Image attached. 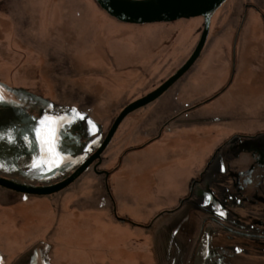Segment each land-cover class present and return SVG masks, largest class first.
Instances as JSON below:
<instances>
[{"label": "rangeland", "instance_id": "1", "mask_svg": "<svg viewBox=\"0 0 264 264\" xmlns=\"http://www.w3.org/2000/svg\"><path fill=\"white\" fill-rule=\"evenodd\" d=\"M202 22L125 23L95 0H0V176L27 186L66 177L88 148L82 126L49 170L37 119L74 107L101 112L105 131L184 62ZM230 66L225 92L128 152L107 184L87 170L46 195L0 186V264H264V0H224L190 68L127 115L103 155L204 100ZM89 135L95 143L99 129Z\"/></svg>", "mask_w": 264, "mask_h": 264}, {"label": "water", "instance_id": "2", "mask_svg": "<svg viewBox=\"0 0 264 264\" xmlns=\"http://www.w3.org/2000/svg\"><path fill=\"white\" fill-rule=\"evenodd\" d=\"M109 16L125 23L170 22L179 18L202 17L199 38L184 62L165 80L147 93L124 105L111 122L100 144L81 161L66 177L48 185L27 186L0 176V186L29 194L46 195L60 190L79 176L91 162L99 160L100 153L111 140L122 119L131 111L144 106L161 95L199 56L205 43L210 17L224 0H95Z\"/></svg>", "mask_w": 264, "mask_h": 264}, {"label": "flooded vegetation", "instance_id": "3", "mask_svg": "<svg viewBox=\"0 0 264 264\" xmlns=\"http://www.w3.org/2000/svg\"><path fill=\"white\" fill-rule=\"evenodd\" d=\"M173 73V72H172ZM171 73V74H172ZM234 69L232 68V66H230L228 71H225L223 74L224 80L222 82H220V86L219 88H215L212 90V92L209 94V96H207L206 98H204V100L202 101H198L196 104H193L191 106H188L185 109H181L176 111L175 113L171 114L167 119L165 120H156L155 123H153V125H151L150 123V128L148 129V131L151 133V131L153 132L155 130V133L152 135H148V134H143V135H139L137 136V139L135 140L136 142H132L129 144L128 147L124 148L117 156H114L113 159L111 161H108L104 158L103 152L105 151V149L107 148V146L105 147V149L100 153V158L99 160L95 159L93 162H91L89 164V166L84 170H90L97 178L99 177V179L101 178L102 181L107 184L106 182H108V180L112 177V175L114 173L117 172V169L119 168L121 161L123 159V157L130 151H134V150H139L143 147H145L148 143H151L152 140H155L158 138L159 134L165 129L167 128L169 125H175L177 122H179L182 118L183 115L186 111L193 109L194 107L210 100L213 99L217 96H219L221 93L225 92L227 88H229V86L232 84L233 81V77H234ZM169 74V75H171ZM169 75H167L166 77L160 79L158 81V83H156L152 88H150L149 90L143 92L142 94L134 97L133 99L129 100L128 102L136 99L137 97H140L141 95L147 93L148 91L152 90L153 88H155L157 85H159L163 80H165ZM180 78V77H179ZM178 78V79H179ZM177 79V80H178ZM177 80L174 82L176 83ZM173 83V84H174ZM172 84V85H173ZM171 85V86H172ZM171 86H169L165 91H167ZM164 91V92H165ZM181 92V91H180ZM178 92L180 95H182L183 92ZM160 96V95H159ZM178 97H176L177 99ZM155 100V99H154ZM128 102H126L124 105H126ZM153 102V101H151ZM150 103V102H149ZM147 103V104H149ZM147 104H145L144 106H146ZM123 105V106H124ZM122 106V107H123ZM121 107V108H122ZM120 111V110H119ZM118 111V112H119ZM117 112V113H118ZM133 111H131L130 113H128L127 115L131 114ZM117 113L115 115H113L110 119L109 124L107 125L106 130H103V115L101 112H99V120H94L93 116L87 113H83L82 115L85 117L84 120H78V122L80 123V125L82 126V132H83V138L85 139V142L83 144V146H87L88 148L86 149V151L84 152V154L82 155V158H80V161L78 162V164L83 161L102 141L106 131L108 130L111 122L113 121L114 117L117 115ZM126 115V116H127ZM125 116V117H126ZM164 116V115H163ZM124 117V118H125ZM123 118V119H124ZM122 119V120H123ZM88 120H91L96 126L97 129H99V139L96 138V142L95 143H91L92 138L89 137L91 128L90 125L87 123ZM161 121V122H160ZM122 122V121H121ZM120 122V123H121ZM119 123V125H120ZM118 125V126H119ZM154 127V128H152ZM117 129V128H116ZM116 131V130H115ZM148 135V136H147ZM141 136V137H140ZM144 136V137H143ZM110 142V141H109ZM77 164V165H78ZM83 171V172H84ZM108 187V186H107ZM108 190V188H107Z\"/></svg>", "mask_w": 264, "mask_h": 264}, {"label": "snow or ice", "instance_id": "4", "mask_svg": "<svg viewBox=\"0 0 264 264\" xmlns=\"http://www.w3.org/2000/svg\"><path fill=\"white\" fill-rule=\"evenodd\" d=\"M3 96L0 95V100ZM78 120H84L85 117L79 114L76 109H69L67 114L54 116L52 114H45L37 119L36 127L33 128V134L36 138L37 145L42 152L44 158L50 163L52 168L60 167L64 160V155L62 153L61 144L65 138V134L71 131V126ZM87 123L90 125L93 134L97 131V126L88 120ZM3 137H0L2 139ZM27 139V137H26ZM9 142L11 138L9 137ZM42 165L40 163L34 164L33 168H40ZM4 165L0 164V168ZM221 216L225 215L223 211L219 213ZM239 251V249L237 250Z\"/></svg>", "mask_w": 264, "mask_h": 264}, {"label": "trees", "instance_id": "5", "mask_svg": "<svg viewBox=\"0 0 264 264\" xmlns=\"http://www.w3.org/2000/svg\"><path fill=\"white\" fill-rule=\"evenodd\" d=\"M97 3V2H96ZM98 5V4H97ZM99 6V5H98ZM100 7V6H99ZM69 109H76V108H74V107H70V108H61V109H58V110H56V113L55 114H53L54 116H59V115H64L65 113H68V110ZM76 110H78V109H76ZM78 112H79V114H83V113H86V112H84V111H81V110H78ZM52 114V113H51ZM78 120V119H77ZM92 135H89V137H91Z\"/></svg>", "mask_w": 264, "mask_h": 264}]
</instances>
